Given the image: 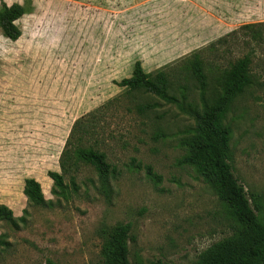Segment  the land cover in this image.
I'll return each mask as SVG.
<instances>
[{
    "label": "rangeland",
    "instance_id": "1",
    "mask_svg": "<svg viewBox=\"0 0 264 264\" xmlns=\"http://www.w3.org/2000/svg\"><path fill=\"white\" fill-rule=\"evenodd\" d=\"M13 3L28 9L14 22L16 40L0 32V204L26 215L18 229L0 222V264H102L106 235L121 224L130 263L192 264L232 234L225 204L179 163L192 119L116 85L135 61L147 73L173 72L196 51L217 70L249 56L254 81L224 123L233 176L256 196L264 223V43L241 29L264 22V0H0ZM185 85L199 106L196 85ZM146 102L155 108L138 115L134 105ZM91 118L96 127L81 146L103 153L111 174L102 184L79 162L60 193L46 173L59 172L73 123ZM26 178L50 207L27 205Z\"/></svg>",
    "mask_w": 264,
    "mask_h": 264
},
{
    "label": "trees",
    "instance_id": "2",
    "mask_svg": "<svg viewBox=\"0 0 264 264\" xmlns=\"http://www.w3.org/2000/svg\"><path fill=\"white\" fill-rule=\"evenodd\" d=\"M27 9L16 3L0 6V32L3 37L11 41L19 37L20 31L14 22L26 14ZM241 29L247 32L253 43H264V22L243 25ZM212 45L210 43L207 50H211ZM201 53L202 51L193 52L190 58L173 72L158 69L147 73L140 63L135 61L129 77L121 79L116 85L126 96L138 93L173 105L193 121L192 127L180 142L185 154L179 163L191 166L214 190L218 200L225 204L229 215L235 221V227L230 236L210 245L192 264H264V223L255 213L259 205L256 196H247L233 176L228 144L230 130L224 123L225 115L235 98L254 81L250 59L245 55L217 70ZM186 80L196 85L199 106L187 100ZM181 81L184 82L180 83ZM208 93L212 96H208ZM155 106L156 103L148 102L135 104L134 110L138 115H142L153 110ZM95 127L94 118H91L89 123L81 120L73 123L59 154V172L46 173L54 190L63 193V176L74 172L79 162L91 166L100 183L106 182L111 172L104 154L81 146L82 141ZM70 185L74 187L72 181ZM22 195L29 206H51L49 201L43 199L39 184L32 178L23 180ZM25 215L26 211H23L20 217L14 218L10 209L0 204V222L7 223L13 229H18V226L24 223ZM128 239V224L112 228L107 233L100 252L102 264H132L128 260ZM147 264L171 263L154 260Z\"/></svg>",
    "mask_w": 264,
    "mask_h": 264
}]
</instances>
